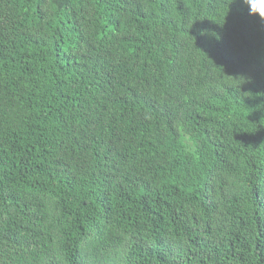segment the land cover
<instances>
[{
  "label": "trees",
  "instance_id": "16d2710c",
  "mask_svg": "<svg viewBox=\"0 0 264 264\" xmlns=\"http://www.w3.org/2000/svg\"><path fill=\"white\" fill-rule=\"evenodd\" d=\"M254 0H0V264H264Z\"/></svg>",
  "mask_w": 264,
  "mask_h": 264
},
{
  "label": "snow or ice",
  "instance_id": "6c2138e0",
  "mask_svg": "<svg viewBox=\"0 0 264 264\" xmlns=\"http://www.w3.org/2000/svg\"><path fill=\"white\" fill-rule=\"evenodd\" d=\"M258 5L261 14H264V0H254V2L251 3V9L256 10Z\"/></svg>",
  "mask_w": 264,
  "mask_h": 264
}]
</instances>
